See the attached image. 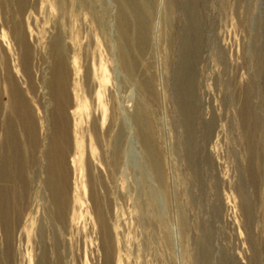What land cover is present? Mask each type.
<instances>
[{"label": "rangeland", "instance_id": "1", "mask_svg": "<svg viewBox=\"0 0 264 264\" xmlns=\"http://www.w3.org/2000/svg\"><path fill=\"white\" fill-rule=\"evenodd\" d=\"M0 264H264V0H0Z\"/></svg>", "mask_w": 264, "mask_h": 264}, {"label": "bare ground", "instance_id": "2", "mask_svg": "<svg viewBox=\"0 0 264 264\" xmlns=\"http://www.w3.org/2000/svg\"><path fill=\"white\" fill-rule=\"evenodd\" d=\"M61 65L57 66L54 70L55 71L54 86L56 88H59L60 86H62L64 83V80H65L64 79V77H65L64 70H63ZM58 138H60V136H58ZM58 138L57 137L53 138L54 139L53 140V147H52L53 153L51 155L52 156L51 161L53 164V168H56V163L60 160L61 156H63V155H60V152H58V150H57L58 149V145H57Z\"/></svg>", "mask_w": 264, "mask_h": 264}, {"label": "water", "instance_id": "3", "mask_svg": "<svg viewBox=\"0 0 264 264\" xmlns=\"http://www.w3.org/2000/svg\"><path fill=\"white\" fill-rule=\"evenodd\" d=\"M68 97V96H67Z\"/></svg>", "mask_w": 264, "mask_h": 264}]
</instances>
